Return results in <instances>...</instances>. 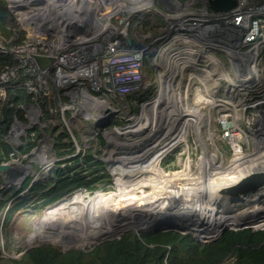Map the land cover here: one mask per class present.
<instances>
[{"label":"built area","instance_id":"built-area-1","mask_svg":"<svg viewBox=\"0 0 264 264\" xmlns=\"http://www.w3.org/2000/svg\"><path fill=\"white\" fill-rule=\"evenodd\" d=\"M41 1L5 0L19 30L26 31L27 35L16 42L17 36L5 39L0 33V55L11 57L15 62L14 65L0 66V100H3L5 91L18 82L31 101L20 106L23 120L13 117L1 139L12 149L8 157L0 161L10 166L8 173L1 172L6 181V187H2L6 190L24 181L31 169L29 164H20L17 155H21L19 151L26 146L20 142V138L24 137L25 141L30 140L29 137L33 138L32 131H29L33 126L50 129L47 135L41 134L47 141L51 138V131L53 137L61 132L67 134L63 139L65 146L57 150L58 154L63 155H57L53 148V137L49 146L40 145L43 141L40 140L36 147L33 146L27 152L39 150L41 154L38 158L44 164L43 167L49 170L54 166L84 167L81 158L86 153H91L94 160L101 161L104 169L111 172L110 168L115 165L112 162L133 161L136 164L148 161L153 153L146 154L142 142L132 140V132L134 134L136 131H133L135 125L137 130L140 129L146 111L155 121L158 110L154 108L162 103L157 106L156 102L149 104L157 98L158 90L147 101H138L133 96L143 90L146 64H151L149 58L152 55L151 61L159 69L155 75L157 85V75H167L169 64H176L178 52H174L173 46L161 59L159 53L177 39L184 44L191 43L190 50H194L192 46L195 45V51H192L194 56L209 51L211 42L219 43L226 50L225 56L231 69L229 73L236 83L256 85L260 80L255 66L257 53L264 45V0H238L237 7L226 13L209 11L204 6L206 0H198V4L194 0L195 6L191 11L180 13L178 10L190 5L193 0H186L182 4L176 0H162L166 13L158 12L165 16L167 25L164 33L155 39L159 41V46L153 50L149 49L150 45L137 48L127 44L130 16L125 13L124 6H118L119 3L110 6L106 4L107 0H100L97 8V0H93L94 4L76 0L74 4L78 6L75 9L63 0L58 1L53 12L44 8V5H36ZM24 9L29 11L20 15L19 12ZM64 13L66 16L61 17ZM35 57L49 58L50 61L40 67ZM252 67L257 70V76L248 72V68ZM184 80L188 82L185 76ZM165 83L175 85L174 79L170 77ZM114 122L121 126L114 125ZM26 131H29L28 135ZM254 133L253 138L234 125H225L221 137L227 139L232 149L241 153L244 142L248 144L251 141L252 147H258L264 129L261 131L257 126ZM123 141H126L127 150L133 146L143 151L144 155L134 156V149L128 153L122 152ZM192 145V150L198 148L200 151L198 143ZM76 157L78 162L73 163ZM205 167L208 165L205 164ZM26 168H29L28 172ZM169 250L166 246V253ZM166 257L163 264H166ZM228 261L234 264L231 255L224 264Z\"/></svg>","mask_w":264,"mask_h":264},{"label":"rangeland","instance_id":"rangeland-1","mask_svg":"<svg viewBox=\"0 0 264 264\" xmlns=\"http://www.w3.org/2000/svg\"><path fill=\"white\" fill-rule=\"evenodd\" d=\"M176 1L179 4H182L186 0H176ZM187 1H191V0H187ZM191 2L192 3L190 5L184 6L185 8L183 7L178 11L180 13H184V12L186 13V11H191L192 7L195 6L194 3L195 1L193 0ZM196 2L198 4V0H196ZM113 3H119L120 5L126 7L127 10H129L127 11L124 8L125 13L127 15L129 14L130 16L129 28H128V36L130 39H134L138 41L142 47L150 45L149 48L150 50H153V48H157L159 46V41L155 39H157L158 36L164 33L165 27L167 25L166 18L161 13V12L166 13V11L164 10V2L162 0H149V4L151 5V7L147 6L143 9L141 5V9L139 10L129 9V7L139 5V3H137V1L135 0H111L108 2V5L112 6ZM158 10L161 12H158ZM67 14L68 16L70 15L69 13ZM171 46L174 47L175 49L174 52H178L177 59H179L178 61L180 62L178 63L176 62V64H173L172 61L173 65L171 66L169 64V66L171 68L174 67L182 68L181 71L185 74L183 76L185 77L187 76L186 78H188V82L189 81L192 82V84H190L192 85V90L190 91V99L192 95L191 101L193 102L195 100L193 96L195 95V92H192L194 88H197L196 90L200 88L202 92H204L207 95L205 100L209 99V102L207 104H201L204 101L199 102L198 104H196V110L191 108L185 115L186 117L190 116V120H184L183 122L174 123L173 121L175 119H177L178 121L177 112L174 111L175 105L168 103L166 97H168L167 95L168 92L174 93V88H176V85H172V84L164 85L165 88L163 87L164 88L163 92H161L158 89L159 85H157L155 82V75L157 74V71H159V69H157L153 65V62L151 61V59L153 58L152 55L151 56L152 58L151 59L149 58L151 64L149 65L146 64L143 90H141L140 93H143V91L146 92L150 86V83H153L154 93L152 94V96L147 97L144 101H147L151 99V97L155 96V93L158 90L157 98L151 101L149 104H153L156 102L155 106L161 103L162 105H160L158 108L157 107L154 108L158 110L156 112L158 117L157 116L154 117L156 119L155 121H152L154 119L146 111L144 115L145 118H143V120L145 119V121L142 122L143 124L139 127L140 129L137 130V127L135 125L133 131L135 129L136 131L134 134L132 132V136H133L132 140H140L142 142V145H144L146 148L145 151L146 154H148L149 152L151 154L153 153L148 161H146L145 163H141L144 166L148 164L150 168L149 170L138 172L137 166L140 164V162H137L136 164H133V161L125 162V163L123 162L122 165L120 164L122 176L118 178L119 181L116 177L112 182H110L111 185L109 184V186L105 189L106 191H101L104 194L114 195L116 193L117 185L119 184L118 182L125 180L127 181L129 180V178L130 179L138 178L137 180H139V184H137L134 188L125 187L123 189V192L127 196L133 199L135 197L136 198L140 197L145 200L149 198L151 199L153 198L154 204L151 207V211L152 209L155 210L159 208L162 212H169V213L172 211L170 209L171 203L169 200L170 186H158V180L160 179H159V175H157L156 169H160V170L162 169V171L165 172V176L167 177L169 182H174L175 180L183 176L186 173L185 170L188 171L189 173H192L189 178H191L194 181H197L198 183H200L203 178H205L208 182H215V180L208 178L210 174L214 176H219L220 174H222V176H224L226 174L225 172H227L231 168L234 157L238 154L236 153L235 148L232 149L229 146V144L227 143V139L221 137L224 131V126L234 125L239 129H241L244 134L246 133L249 136H252L253 138L255 136L254 131L257 126L261 131L264 129V126L262 125L264 124V45L260 48L259 52L257 53L258 58L255 66V68L258 70V73L260 74V78H259L260 80L256 85H253L251 88H247L248 85L247 83L244 82L243 83L238 82L236 83V85H232L233 87L231 88L229 85L226 84L223 78L215 79L216 78V75L214 74L215 69L211 66V64H209V60H208L209 56L207 55L209 54L214 55L216 59L219 60L218 62L221 64V67L226 68L228 72H230L231 70L225 56L226 50L222 49L219 43H215L214 45H212L209 51L202 53L200 56H193V54H187L188 51H191L190 50L191 43L184 44L181 43L180 40L178 39L175 40V42L172 43V45L169 46V49L167 48V50L163 52V54H165L168 51H171ZM195 47H196L195 45L192 46L194 51H195ZM176 48L178 49V51ZM228 51L230 50L228 49ZM186 55L189 56L186 58L185 57ZM190 57L192 61L186 62L190 59ZM180 64H182V66H180ZM206 71H208L209 73L207 72V74L204 75ZM200 75L202 76V79H199ZM183 76L182 78H184ZM203 77H205L204 78L205 81ZM196 78H198V81H196L197 80ZM166 80H168V77L166 78ZM174 80H176L175 76H174ZM185 82L186 80H184L183 84L179 85L180 90L185 86L184 85ZM203 82H205L206 84L203 85ZM250 86L251 85H249V87ZM216 100H222V101L225 100L226 103L224 104V106H220L216 102ZM187 101H188V97H187ZM149 108L150 107H148L147 110ZM259 111H261L262 114L261 116H259L260 115ZM170 113L171 116L168 117V114ZM113 124L118 127L121 126L117 124V122H114ZM166 127L168 128L165 131V134L167 136L162 135ZM49 130L50 129H46L44 127L39 128L37 126H33L32 129L29 130L32 131L34 135L33 138L29 137L30 140L25 141L24 137H22L20 138V142H23L25 144L34 142L36 145L37 141L43 140L40 143V145L45 144L49 146L51 144V138L47 141L46 139L44 140L43 137L41 136V134L47 135L49 133ZM122 130L123 129H121V131ZM29 131H26L25 134L28 135ZM177 135H180L181 138L180 139L175 138ZM169 136L172 137L169 138ZM183 136L184 138H182ZM167 137L169 138L168 140L166 139ZM164 138L165 141L161 142L160 140ZM241 140H243V138H241ZM259 140L260 142L257 148L251 146V141L248 144L247 142H244V144L242 145L241 153L239 155L242 160L246 159L247 157L248 158L255 157V153L253 154V152L254 151L257 152V149L263 152V153L261 152V155L262 154L264 155V149H263L264 136H261ZM253 141L254 140H252V145L254 144ZM192 143H198L200 145V151L198 148L196 150H192V146H193ZM132 147L133 146L130 147V150H127L126 141H123L121 151L122 152L126 151V153H128L129 151H131V149H134V153H133L134 156L139 157L144 155L143 151L141 150L139 151L138 149ZM162 150L164 157L157 164V166H160L158 168L154 165V163H156L155 161L158 160V158H155V156L157 153L159 155V153L162 152ZM40 154L41 152L39 150L35 151L34 153L33 150H31L29 153L17 155V161H19V163L22 165L29 164L31 166L30 171L28 168L29 172L26 176V177H30L31 180L43 179L38 181H45L54 178L53 169H55L56 167L54 166L50 170L43 167L44 164H42L41 159L38 158ZM208 154H214L215 159H213L212 162L206 161L205 159H200L202 155L206 156ZM241 155L244 157H242ZM199 162L201 164H199ZM205 164L208 165L207 168L205 167ZM260 170L264 172V169H260ZM147 174L148 177L147 178L144 177ZM3 175L4 173L0 174V189L3 188L2 186L6 187L5 184L6 181L3 178ZM151 176H153L152 179ZM25 179L26 178H24V180ZM21 182L18 184V186L14 185V188L17 187L19 188ZM4 191L7 190L4 189ZM25 193L26 190L22 192V194ZM86 194L87 193L83 190L76 191L67 202L61 203L59 205H54L49 211L32 210V209L20 210L15 215L13 222L8 227L7 231H4L2 228V221L5 211V209H2L0 212V254L2 257L0 264H12L9 261L10 259H18L20 257L19 255L23 253L26 249L38 245H51L59 249V251L61 252H65L68 250L85 251L91 249L93 246L105 240L116 239L126 232L133 231L132 229L134 228V225L137 222L135 219L136 218L135 210L134 209L129 210V212L125 214L126 216L125 217L119 215L118 213L121 214V212L123 211H121V209H117V210L108 211L107 213H101L99 216H97L94 219L92 223L94 224V226H90L87 228L86 226L84 227L85 230L84 229L83 230L90 240L89 243L85 245L84 244L80 245L79 241H75V239L78 238V235H76L77 237L76 236H74L73 238L71 237L72 239L70 240V242H65L66 232L64 230H62L61 232V230L54 227V225L63 223L67 219L78 218L77 216L82 217V212L84 211L83 208H77V207L70 208V207L73 204L75 205L78 202L85 201L87 199ZM257 199H259V197ZM257 199H255L254 201H256ZM222 201L228 203L227 199H224ZM261 205L262 204H259L257 207L264 209V207L263 206L261 207ZM60 207L64 209L59 210ZM241 209L243 210L247 208L241 207ZM234 210H238V207L234 206ZM220 212L222 215L221 210ZM234 212H238V211H234ZM234 212L232 213L235 214ZM115 215L117 219L113 218L115 217ZM228 216H232V215L229 214ZM50 218H52V221H50ZM110 218H112L110 221L115 222V224L109 226L103 225V223H106ZM129 219H133V222L132 220L129 221ZM203 226L207 228H214V227L231 228V226L222 225V224H218L212 227H209L207 225H203ZM255 226L256 225H246L245 227L254 228ZM260 228L264 229L262 227ZM217 231L218 230H216L215 232ZM215 232L209 234L207 237L212 236ZM212 239L213 237H211V239L209 240ZM205 242H208V240L204 241L203 243ZM78 248H82V249H78ZM225 264H231V261L225 262Z\"/></svg>","mask_w":264,"mask_h":264},{"label":"trees","instance_id":"trees-1","mask_svg":"<svg viewBox=\"0 0 264 264\" xmlns=\"http://www.w3.org/2000/svg\"><path fill=\"white\" fill-rule=\"evenodd\" d=\"M0 33L5 39L17 36L16 42H20L27 35L26 31L19 30L6 7L5 0H0ZM131 44L133 47H142L134 39H131ZM6 64L14 65L15 62L11 57L0 55V66ZM143 93L133 97H137L138 101H144L152 96L154 93L152 83ZM30 102V96L18 82L7 89L3 100H0V161L7 158L12 151L10 145L1 140L2 137L8 131L13 117L23 120L20 106ZM50 136L53 137L52 131ZM66 137L67 134L61 132L52 138L53 148L57 155H63L58 154L57 150L65 146L63 139ZM34 145V142L27 143L25 149L19 153H27ZM81 161L84 167H56L53 169L54 178L52 179L37 180L31 183V178L27 177L19 188H11L7 191H4V188L0 189V212L5 209L2 221L3 230L7 231L20 210L49 211L52 206L68 201L78 190L88 192L90 195L94 192L106 191L110 182L119 177L116 165L110 168L114 173L107 171L101 161L93 159L91 153L82 156ZM77 162L78 157L73 159V163ZM24 190L26 193L21 194ZM160 213L165 212L157 208L151 217L160 216ZM197 224L200 223L197 222ZM197 224H194V230H198L199 235H190L201 244L191 236L175 231L138 234L130 231L119 238L105 240L85 251L61 252L51 245H38L29 249L18 259L9 261L12 264H163L167 254L166 264H224L229 255L234 258V264H264V230L253 232L251 229H244L221 232L226 227L210 229L202 226L203 224L199 226ZM216 230L218 231L215 232ZM213 232L215 233L212 236H206V233L209 235ZM211 237H213L212 240L203 243ZM166 246L170 248L167 253ZM1 258L0 254V261Z\"/></svg>","mask_w":264,"mask_h":264},{"label":"bare ground","instance_id":"bare-ground-1","mask_svg":"<svg viewBox=\"0 0 264 264\" xmlns=\"http://www.w3.org/2000/svg\"><path fill=\"white\" fill-rule=\"evenodd\" d=\"M58 1L63 2V0H42L40 3H38L36 5H44V8L46 7V9L53 10V12H54L56 9V5H57ZM64 1L66 3H68L69 6H71V8L76 9L78 6V5L74 4V2L76 0H64ZM82 1L94 4L93 0H82ZM97 1L99 3L96 4V1H95V5L98 8L101 1L100 0H97ZM109 1H111V0H107L106 4H108ZM135 1H137V3H139V5L129 7L130 10H134V9L139 10V9H141V5H142L143 9L147 6L151 7V5L149 4V0H135ZM120 6L122 7L123 5L119 4V7ZM124 8H126V7H124ZM36 9H38V8H36ZM28 11H25V9H24V10H21L19 12V14L25 15ZM64 15L66 16V13H64L61 17H65ZM178 40H180V39H178ZM180 42L183 43V41H181V40H180ZM214 44H215L214 42H211V46ZM169 46L165 47L159 53L160 59L162 58L163 52H165L167 50V48L169 49ZM156 51H158V50H156ZM187 54H193L192 50L188 51ZM163 56H164V54H163ZM188 56L189 55H186L185 57L187 58ZM207 56H209V59H208L209 63L215 69L214 70V74L216 75L215 79H217V78L222 79L223 78V80L226 82V84L229 85L231 88L233 87L232 85H236V82L233 80L232 76L227 71V69H224L223 67H221V64L218 62L219 60H217L215 57H213L212 54H209ZM185 57H183V58H185ZM177 60H179V59H177ZM189 61L190 62L192 61L191 57L186 62H189ZM178 62H180V61H177V63ZM158 63L160 64V60L158 61ZM180 66H182V64H180ZM173 69H174L173 73L171 74V68L168 67L167 75H163L160 73L158 75L157 81H158V85H159V90L161 92H163V89L165 88L164 85H166V83H165L166 78L170 77V78L174 79V76L176 77V80H174V83L176 85V88H174V93L168 92L167 93L168 97H166V100H168V103L175 105V108L174 107L173 108H174V111L177 112L178 121H177V119H175L173 122L178 123V122H183L184 120H190V116H187V117L185 116L186 113L191 108L196 110V104H198L199 102L204 101L201 104H207L209 102V99L205 100L207 95L204 92H202V90L200 88H198V90H196L197 88L193 87L194 90L192 92H195V95H193L195 100L192 102L191 101L192 95H191V99H190V91L192 90V85H190V84H192V82L189 81L188 83H186L187 82L186 81L185 82L186 85L180 90L179 85L184 83V81H183L184 78H182V76L185 74L181 71L182 68H180V67H174ZM203 71H205V70H203ZM206 72H208V71H206ZM248 72L250 74H254V76L258 75L257 70L254 69L253 67L248 68ZM199 74H201V73H199ZM194 76H195V74H194ZM188 77H189V75H188ZM204 78L205 77H203V79ZM196 79H198V78H196ZM199 79H202L201 75H200ZM196 81H198V80H196ZM200 81H202V80H200ZM252 86L253 85H251L249 87V85H248L247 88H251ZM178 90H179V92H178ZM166 91H168V90H166ZM187 97H188V101H187ZM216 102L220 106H224V104L226 103L225 100L224 101L216 100ZM261 115L262 114L260 113L259 116H261ZM169 116H171V113L168 114V117ZM167 129L168 128L166 127V129L164 130V133H162V135H166L165 131ZM170 129H171V127H170ZM171 137L172 136H169V138H171ZM169 138L167 137L166 139L168 140ZM175 138L180 139L181 137H180V135H177ZM182 138H184V136ZM174 140H176V139H174ZM160 141L161 142L165 141V138L160 140ZM253 143H254V141H253ZM167 144H170V143H167ZM171 146H174V145H171ZM261 152L262 151H259L257 149V152H255V151L253 152V154L255 153V157H252V156H251L252 158H248V157L246 158L245 157L246 159H243V160L239 156L240 152H236L238 154L236 156L233 154L235 156L233 159V164H232L231 168L227 172H225L226 174L224 176H222V174H220L219 176H214V175L210 174V176L208 178L215 180V182H208L205 178H203L202 181L200 183H198L197 181H194L191 178H189L192 173H189L186 170H185L186 173L183 176H181L180 178H178L174 182H169V180L165 176V172H163L162 169L161 170L156 169L157 175H159V179H160V180H158V186H170L169 200L171 203V208H170L171 210L173 208V205L176 204L179 200H181V203H184V204H182L180 206L177 213H182V212H184V214H186L185 212L191 213L193 221L198 220L197 222H199L200 224L207 225L209 227L216 226L218 224H222V225L231 226L230 229H233L232 227L256 225L254 228L259 227V229H261L260 227L264 228V209H261L260 207H257V206L259 204H262L261 207L262 206L264 207V191H263V188L256 194L253 193V194L245 195L244 197H242L240 199L242 202L241 207L247 208V209L242 210L240 208V210L238 212H234L235 214L230 213L232 216H228L229 214H227L225 216V214L223 213V211L228 207V203H226L222 200L228 199V202H229L230 198L225 197V196L220 197L218 195V191L220 190L221 187H226V186L229 187L230 185L236 183L238 180L244 178L250 172H254L255 170L261 171L260 169H264V155L263 154L261 155ZM163 157H164L163 150H162V152L159 153V155H158V153L156 154L155 158H158V160L155 161L156 163H154V165L156 167H158L157 164L159 163V161ZM242 157H244V156H242ZM200 159H205L206 161L212 162L213 159H215V158H214V154H208L206 156L202 155L200 157ZM120 164L122 165L121 162H118L115 164L116 168L118 170V173H119V177L122 176ZM137 168H138V172H141V171L149 170L150 166L148 164H146L144 166L140 163L137 166ZM226 168H228V167H226ZM222 169H225V168H222ZM25 170H26V172H28V168H26ZM144 177L147 178L148 174L145 175ZM152 178H153V176H151V179ZM137 179H133V178L130 179L129 178V180H127V181L125 180V181L118 182L119 184L117 185L116 193L114 195L104 194V193H101L100 191L93 193L92 195L86 194L87 199L85 201L78 202L75 205L71 204L72 206L70 207V208H75V207L83 208L84 211L82 212V217L76 215L78 218L67 219L63 223L55 224L54 227L60 229L61 232H62V230H64L66 232L65 233V238H66L65 242H70V240L74 236L78 235V238H76L75 241H79L80 245H82V244L85 245V244L89 243L90 240H89L88 236L84 233V230H85L84 227L86 226V228H87L90 226H94V224H92L94 219L97 216H99L101 213H107L108 211L121 209V211H123V212H121L122 216H125V214L129 212V210L134 209L135 210V216H136L135 219L137 221L134 225V228H136V226H138V223L141 222L142 217L143 218L151 217L154 213L153 209L151 211V207L154 204L153 198L152 199L149 198V199L145 200V199H142L140 197H138V198L135 197L133 199V198L127 196L123 192V189L125 187L134 188L137 184H139V180H137ZM118 181H119V179H118ZM218 181H221V182H218ZM259 195H261L263 198L257 199L259 197ZM255 199H257V200L254 201ZM187 201H188V203H187ZM245 201L246 202L250 201V203L245 204L244 203ZM63 209H62V207H60L59 210H63ZM220 210L222 211V215H221ZM150 211H151V213H150ZM113 218L117 219L116 215ZM111 219L112 218H110L106 223H103V225L109 226V225L115 224V222L110 221ZM131 220L133 222V219H129V221H131ZM50 221H52V218H50ZM91 230H93V229H91ZM189 233L197 235L200 232L198 230L192 229V230H189ZM206 236H208L207 233H206ZM65 244H68V243H65Z\"/></svg>","mask_w":264,"mask_h":264},{"label":"water","instance_id":"water-1","mask_svg":"<svg viewBox=\"0 0 264 264\" xmlns=\"http://www.w3.org/2000/svg\"><path fill=\"white\" fill-rule=\"evenodd\" d=\"M237 5H238V0H206L204 6L213 13H226L234 10L237 7ZM126 42L129 46L131 45V40L129 38H127ZM34 59L38 64V66L40 67L45 66L50 61L49 58H45V57H35ZM9 171H10V166L8 164L0 163V173L1 172L8 173ZM262 188H264V172L254 171V172H250L244 178L238 180L236 183L230 185L229 187L227 186L225 188L220 189L218 191V195L220 197L225 196L230 198L228 202V207L223 211V213L227 215L234 211H239L242 205L240 199L245 195H249L253 193L256 194ZM259 198H263V197L259 195ZM244 203L248 204L250 203V201L247 202L245 201ZM182 204L184 203H181V200H179L176 204L173 205L172 211L170 213L169 212L160 213V216L157 217H147V218L142 217L141 222L138 223V226H136V228H133L132 230L135 233H138V231L139 233H159L165 231H175L180 234L191 236L189 230L194 229L195 228L194 224H197V222L196 220L195 222L193 221L191 213L188 212H185L186 214H184V212L177 213L178 209ZM234 206L238 207V210H234ZM118 214L122 215L120 213ZM244 229H251L253 232L264 230L253 227L251 228V227L239 226L233 229L224 228L221 230V232L225 230L238 231ZM192 239L194 238L192 237ZM194 240L198 243H201L196 239ZM31 248L33 247L26 249L19 256L25 254Z\"/></svg>","mask_w":264,"mask_h":264},{"label":"clouds","instance_id":"clouds-1","mask_svg":"<svg viewBox=\"0 0 264 264\" xmlns=\"http://www.w3.org/2000/svg\"><path fill=\"white\" fill-rule=\"evenodd\" d=\"M131 40V39H130ZM87 194H89V193H87ZM214 237V236H213ZM208 241H210V240H208Z\"/></svg>","mask_w":264,"mask_h":264},{"label":"crops","instance_id":"crops-1","mask_svg":"<svg viewBox=\"0 0 264 264\" xmlns=\"http://www.w3.org/2000/svg\"><path fill=\"white\" fill-rule=\"evenodd\" d=\"M21 254H22V253H21ZM21 256H22V255H21ZM21 256H20V257H21Z\"/></svg>","mask_w":264,"mask_h":264}]
</instances>
